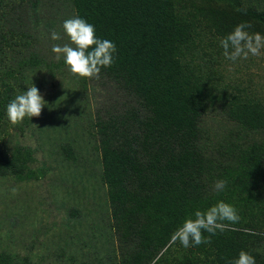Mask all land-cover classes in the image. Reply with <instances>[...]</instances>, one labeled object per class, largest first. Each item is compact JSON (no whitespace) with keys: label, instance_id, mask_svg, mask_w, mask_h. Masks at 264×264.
Segmentation results:
<instances>
[{"label":"trees","instance_id":"1","mask_svg":"<svg viewBox=\"0 0 264 264\" xmlns=\"http://www.w3.org/2000/svg\"><path fill=\"white\" fill-rule=\"evenodd\" d=\"M77 16L116 45L99 79L74 75L52 51L75 47L63 22ZM241 22L264 37V0H0V189L10 179L45 177L52 167L43 162L38 172L31 164L36 152L55 153L72 184L62 187L96 197V210L80 213V196L66 218L67 226L90 224L95 233L73 245L84 257L94 247L102 264H234L243 250L264 264V100L251 86L233 91L219 70L220 42ZM48 76L52 88L43 85ZM92 82L105 99L96 106ZM33 84L45 88L44 112L9 134L7 105ZM216 108L215 128L207 116ZM32 126L60 143H24ZM83 131L95 157L87 144L74 145ZM219 201L235 206L237 222L204 232L210 243L172 240L186 219ZM114 233L123 241L120 258ZM3 252L0 264H7Z\"/></svg>","mask_w":264,"mask_h":264},{"label":"rangeland","instance_id":"2","mask_svg":"<svg viewBox=\"0 0 264 264\" xmlns=\"http://www.w3.org/2000/svg\"><path fill=\"white\" fill-rule=\"evenodd\" d=\"M219 70L224 73L225 80L230 82L228 85H230L233 91H238L243 86H251L253 91H259V97L264 100L263 51L260 50L259 55L254 56L249 54L247 58L241 57L236 61L223 58ZM54 72L58 74L57 70H54ZM50 81L51 78L48 76V79L44 80L43 85L52 88L53 86ZM91 84V99L93 98L92 103L96 106L98 102H104L105 100L99 96L103 90L96 89L93 82ZM41 85L35 86L40 90L44 99H46L45 88H42ZM228 90L230 91V88ZM43 112L44 110H42L41 115ZM220 114V108H216L209 113L210 116H215L214 120L210 116H207V119L215 128L217 123L215 120H219L221 117ZM20 124H25V119ZM7 130L9 134H12L14 131L21 129L18 125L10 123L7 126ZM23 134L22 139L24 143L32 147L35 144L39 146L44 141L49 144V148H51V143H60L58 138L56 141H51L49 137L45 136L47 134L46 132L40 133V135L35 131L34 126ZM78 135H81L83 138L77 141L75 140L74 142L78 143H74V145L76 147H82L87 144L89 150L87 156L89 158L95 157V151L93 149L94 139L89 137V131L79 132ZM76 137L73 136L71 140L76 139ZM36 156L37 161L31 164L33 169L39 172L38 167L43 162L48 167L53 168V170L48 171L45 177L40 176L39 179L20 181L18 183H13V179H10L2 183L4 187L0 189L3 197V199H0V252L3 249L6 250V252L2 253V256L6 257V254L10 255L6 261L7 264H21L20 261L22 259H26L30 264H80L81 262L102 264L101 260L94 254L96 251L94 247L90 249V252L86 249L85 252H88V256L84 257L76 250L78 244L73 246L77 242V238L83 237L86 239V237L88 238L95 234L90 231V224H88V228L80 224L67 226L68 221H66L71 208L80 200V196L83 199L79 204L74 206L81 210L80 213L84 210H96V197H91V194L89 196L80 195V193L73 195V191L76 190L75 188L78 185L72 186L69 190L62 187L64 185H69L70 187L72 184L62 179L63 176L61 174L65 161L53 160V158H57L55 153L51 156L48 153L46 158H44L40 155V152H36ZM54 183L59 185V189H54ZM11 184H13L12 187H10ZM81 185L79 184V187ZM87 216V221L92 222L90 213ZM97 233H100V230H97ZM109 236L111 248L115 249L117 257L120 258L123 241L120 240L117 233ZM72 258H76L77 261H72ZM108 262L107 264H111L109 260Z\"/></svg>","mask_w":264,"mask_h":264},{"label":"clouds","instance_id":"3","mask_svg":"<svg viewBox=\"0 0 264 264\" xmlns=\"http://www.w3.org/2000/svg\"><path fill=\"white\" fill-rule=\"evenodd\" d=\"M251 25L247 22L239 23L224 39L221 46L224 49L226 59L236 61L238 58H247L249 54L259 55L264 48V37L259 33L250 34L247 29ZM63 29L75 47L65 44L54 45L52 51L64 57L65 64L74 75L87 79H99L102 68L111 67L114 63L116 45L108 39H101L96 35L95 26L84 18L73 17L63 22ZM52 39H60L58 33H52ZM44 96L33 84L23 93L17 95L7 105V116L13 125L20 124L24 119L39 117L46 105ZM225 182H216L217 191H222ZM239 220L235 206L219 201L205 211L197 210L195 218L186 219L173 233L172 240L179 241L184 247L194 244L210 243V237L206 238L204 232L215 235L219 230L226 228L225 221L235 223ZM234 264H256L255 258L246 251H240Z\"/></svg>","mask_w":264,"mask_h":264}]
</instances>
